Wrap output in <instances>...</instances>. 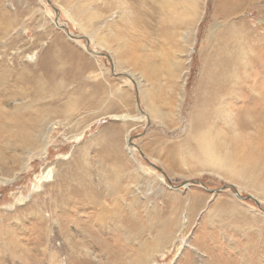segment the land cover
I'll return each mask as SVG.
<instances>
[{
    "label": "rangeland",
    "instance_id": "rangeland-1",
    "mask_svg": "<svg viewBox=\"0 0 264 264\" xmlns=\"http://www.w3.org/2000/svg\"><path fill=\"white\" fill-rule=\"evenodd\" d=\"M194 1L0 0V264H264V0Z\"/></svg>",
    "mask_w": 264,
    "mask_h": 264
},
{
    "label": "bare ground",
    "instance_id": "bare-ground-1",
    "mask_svg": "<svg viewBox=\"0 0 264 264\" xmlns=\"http://www.w3.org/2000/svg\"><path fill=\"white\" fill-rule=\"evenodd\" d=\"M192 1H194V0H192ZM187 2H189V1H187ZM195 2V1H194ZM189 3H191V2H189ZM194 4V3H193ZM191 7H192V4L190 5ZM163 7H164V5H163ZM194 8L192 7L191 9H188V12H194ZM190 13V14H191ZM193 15V14H192ZM177 23V22H176ZM59 27H60V25H59ZM78 38V37H77ZM224 78V77H223ZM4 79V78H3ZM226 83V82H225ZM223 88H224V86H223ZM222 88V90H224ZM40 89V88H39ZM38 89V90H39ZM146 99V98H145ZM217 107V106H216ZM66 112V111H65ZM220 115V114H219ZM215 117V116H214ZM32 121V120H31ZM35 122H30L31 124L30 125H32V126H35V127H40V126H42L43 125V121L42 120H34ZM23 127V126H22ZM212 127V126H211ZM209 125H206L204 128H202V129H205V130H208L209 128H211ZM213 128V127H212ZM44 129V128H43ZM204 131V130H203ZM32 132V131H31ZM40 134H41V132H40ZM28 136H31V134H29ZM45 137V136H44ZM203 137H204V143L206 144V147L204 148L205 149V153L206 154H208L209 155V157H210V159L212 160V162L214 161V163H215V161L216 162H218L219 163V165L220 164H222V163H225V158H221L220 156H218V154L216 153V150H215V146H213L212 145V138L214 137L213 136V131H212V129L211 130H208V131H205L204 133H203ZM262 137V136H261ZM39 138H41V135H39L38 137H37V141H38V139ZM201 139V138H200ZM257 140H258V138H256ZM261 139V138H260ZM3 141H4V136H2V135H0V143L2 142L3 143ZM26 141H28V140H26ZM29 141H31V140H29ZM45 141H47V139L46 138H44V142ZM21 142V141H20ZM40 142H41V140H40ZM43 142V143H44ZM260 142H261V140H260ZM18 144H19V141L17 142ZM26 143V142H25ZM24 143V144H25ZM30 143V142H29ZM200 143H202V142H200ZM204 143L202 144V145H204ZM262 144H263V141H262ZM243 145V144H242ZM254 145H257V144H254ZM253 145V146H254ZM258 145H259V143H258ZM264 145V144H263ZM256 148H257V146H255ZM22 148V150H24V149H26L27 147H25L24 145L21 147ZM256 148H253V149H256ZM264 148V147H263ZM262 147H261V150L263 149ZM248 149V148H247ZM252 151V150H251ZM254 151H256V150H254ZM264 154V153H263ZM254 155V154H253ZM255 156V155H254ZM262 157V156H261ZM262 159V158H261ZM27 160V159H26ZM250 160V159H249ZM255 160H256V158H255ZM264 160V159H263ZM251 161V160H250ZM260 163L262 162L263 163V161H259ZM26 163V162H25ZM255 164V163H254ZM256 164H258V163H256ZM219 167V166H218ZM222 168H223V165H222ZM72 179V178H71ZM79 184V183H78ZM84 184V183H83ZM62 189V188H61ZM108 189V188H107ZM238 210V209H237ZM242 215V214H241ZM44 218H45V216H44ZM90 219V218H89ZM91 222V221H90ZM89 226H90V224H89ZM95 227V226H94ZM101 228V227H100ZM51 232V231H50ZM79 232V231H78ZM82 233V232H81ZM97 234V233H96ZM51 235V234H50ZM85 235V234H84ZM88 236H90V235H88ZM88 236H84V238L85 239H88L89 237ZM2 238V237H1ZM5 239V238H4ZM49 240V239H48ZM93 240V239H92ZM11 245H12V243H11ZM16 246V245H15ZM163 246H165V243L163 244ZM8 248H9V246H8ZM7 248V249H8ZM14 248V247H13ZM162 249H163V247H162ZM15 250V249H14ZM5 252V251H4ZM15 253V252H14ZM11 255H13V254H11ZM240 256V255H239ZM10 257V256H9ZM12 260V259H11ZM31 260V259H30ZM32 261V260H31ZM236 261V260H235ZM251 261V260H250ZM250 261L248 260V262H246V263H244V264H251L250 263ZM228 262V261H227ZM25 263V262H24ZM27 263V262H26ZM229 263V262H228ZM30 264V263H29ZM231 264V263H230Z\"/></svg>",
    "mask_w": 264,
    "mask_h": 264
},
{
    "label": "water",
    "instance_id": "water-1",
    "mask_svg": "<svg viewBox=\"0 0 264 264\" xmlns=\"http://www.w3.org/2000/svg\"><path fill=\"white\" fill-rule=\"evenodd\" d=\"M61 28H63L64 30H66L67 31V33L69 34V36H71V37H73V35H71L70 34V32H69V29L68 28H66L65 26H62ZM161 170V169H160ZM195 184V185H202V186H205L204 185V183L202 182V181H192V182H189V183H187L185 186H188L189 184ZM173 188H179V187H181V186H179V187H177V186H172ZM229 187V185H227V186H224L223 188H221V189H216V190H210V191H212V192H220L221 190H224V189H226V188H228ZM235 190V193H236V195H237V197L239 198V199H241V200H244V198H242L241 196H240V194L238 193V191L236 190V189H234Z\"/></svg>",
    "mask_w": 264,
    "mask_h": 264
}]
</instances>
